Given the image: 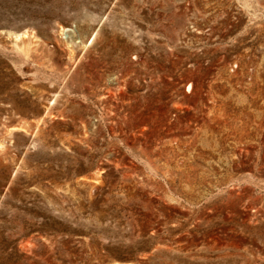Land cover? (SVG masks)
Wrapping results in <instances>:
<instances>
[{"label": "rangeland", "instance_id": "1", "mask_svg": "<svg viewBox=\"0 0 264 264\" xmlns=\"http://www.w3.org/2000/svg\"><path fill=\"white\" fill-rule=\"evenodd\" d=\"M0 264H264V0H0Z\"/></svg>", "mask_w": 264, "mask_h": 264}, {"label": "bare ground", "instance_id": "2", "mask_svg": "<svg viewBox=\"0 0 264 264\" xmlns=\"http://www.w3.org/2000/svg\"><path fill=\"white\" fill-rule=\"evenodd\" d=\"M23 35L26 36V33H15V38L19 39V38H21Z\"/></svg>", "mask_w": 264, "mask_h": 264}]
</instances>
